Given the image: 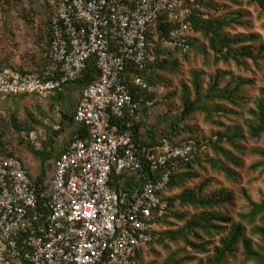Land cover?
Returning <instances> with one entry per match:
<instances>
[{"label":"rangeland","instance_id":"374dc122","mask_svg":"<svg viewBox=\"0 0 264 264\" xmlns=\"http://www.w3.org/2000/svg\"><path fill=\"white\" fill-rule=\"evenodd\" d=\"M200 1L202 21H215L214 28L230 38L229 48L214 50L209 40L214 31L206 34L199 25L192 52L176 60L168 53L171 62L159 66L138 95L143 139L190 142L199 158L185 171L184 183L180 176L168 191L178 203L141 264H264L259 247L264 209L255 208L264 203L258 166L264 130L250 133L251 126L262 124L264 111V10L258 0ZM48 20L43 0H0V67H46ZM71 87L62 103L53 95L0 96V158L20 156L39 175L42 162L33 145L49 155L48 180L54 157L77 133V123L62 118L64 113L71 119L79 99L81 87L69 95ZM185 98L196 103L188 113ZM234 231L239 234L232 240Z\"/></svg>","mask_w":264,"mask_h":264},{"label":"built area","instance_id":"2783aa9c","mask_svg":"<svg viewBox=\"0 0 264 264\" xmlns=\"http://www.w3.org/2000/svg\"><path fill=\"white\" fill-rule=\"evenodd\" d=\"M186 1L46 0L51 63L24 72L0 68V94L63 90L92 59L99 76L83 89L75 113L88 134L56 159L45 186L21 159H0V264H136L149 246L168 212L163 194L172 170L179 160L190 161L196 146L164 141L139 150L130 131L111 122L140 109L127 68L137 69L134 85H147L145 73L162 59L153 49L161 17L175 23L165 42L181 55L190 50ZM145 162L158 177L129 190L113 188V174L142 171Z\"/></svg>","mask_w":264,"mask_h":264},{"label":"trees","instance_id":"16d2710c","mask_svg":"<svg viewBox=\"0 0 264 264\" xmlns=\"http://www.w3.org/2000/svg\"><path fill=\"white\" fill-rule=\"evenodd\" d=\"M44 4L46 5V7L48 8L47 2L46 0H43ZM187 4L191 7V14L188 18V22H189V30H188V37H189V43H190V50L182 55H188L192 52L193 50V46H194V36H193V32L195 31V28H197L199 25H203V29L205 31L206 34H212L210 32H213V35L209 38L210 40V44L212 46V48L216 51H221L223 47H227L229 48L230 45V38L226 37L225 35H223L222 33L220 34V32L218 31V27L215 26V21L210 20V19H204V22L202 21V18L200 17L199 11L201 9L200 3L201 1L198 0H194L193 2L190 0L186 1ZM258 2L260 3V7L264 10V0H258ZM49 11V8H48ZM49 22V20H48ZM208 25V26H207ZM207 26V27H206ZM49 27V24H48ZM151 28H154L153 26H150ZM156 27V26H155ZM175 27V23L172 21H169V19L165 18V17H161L157 28L155 29L156 32L159 35V38L156 40H153V32L149 34L150 39L153 40L154 46L153 49L156 53H158V55H161V58H158L157 61L155 62V64L151 65L152 70L150 72H146L145 73V82L148 85L151 78L153 76H155L156 70L158 69L159 66L161 65H165L168 64L169 62H171V59L168 58V56L171 54L173 55V60H176L179 56H181V51L177 48V47H173L169 44H167L165 41L168 38L169 32ZM212 29H209V28ZM213 30V31H211ZM50 33V31H49ZM50 37V36H49ZM49 40V39H48ZM48 45V44H47ZM242 52H246V50L242 51ZM169 53V55H168ZM249 56L252 57V53L249 52ZM256 58V57H253ZM45 59L47 60V65L50 64L51 62L49 61L47 55H46V50H45ZM0 68H4V67H0ZM8 68V67H7ZM11 69H15V68H11ZM19 70V69H17ZM19 71H28V70H19ZM137 73V69L134 67L133 64H130L127 68V75H126V82L130 85L131 88V92L135 98L136 101L139 102L138 100V95L140 93H142L144 91V89L147 87V85L145 87H139L136 86L132 83V78L133 75ZM99 76V70L96 66L95 60L92 59L90 60V62L87 65V68L85 69V71L83 72V75L81 78H79L78 80L69 83L63 90H58V91H51L48 92L47 94H41V93H37V92H26V93H16V94H9L6 95L5 97L11 96V97H15V96H45V95H53L56 100V102L58 103H62L63 101V93L65 91V89L68 86H72L71 88H69V95H72L75 93V91H77V89H75L76 87H81V92L79 95V99L77 101V105L73 111V114L71 116V119L69 117V115L66 114H62V118L63 120L66 121H75L77 123V133L76 135L70 140L69 145L71 144V142L76 138V137H81L84 138L87 136L88 134V130L87 127L76 121L75 120V113H76V109L82 94L83 89L89 85L90 83H92L93 81H95ZM56 94V95H54ZM0 96H4L2 94H0ZM58 100H60L61 102H59ZM140 104V102H139ZM196 103L195 101H192L190 98H185L184 99V106L186 108V112L188 113L189 111H192L195 107ZM61 108V107H60ZM62 110V109H60ZM141 110H142V105L140 104V109L133 115V116H129L127 115L124 118H113L111 124L112 125H116L118 127V129L120 131H130L131 135H132V140L133 143L135 145V147L139 150L142 149V147L147 146V147H156L161 145L164 141H169L173 144H177V145H186L189 144L190 142H180V141H173V140H167V139H162L161 141H157V142H146L142 135L140 134V130H141V125H142V120L140 118V114H141ZM63 112V111H62ZM261 119H262V124L260 126H251L250 127V133L253 136H258L263 130H264V111H262V115H261ZM60 133V131H56V135H58ZM198 145V144H197ZM31 151L33 154H35L36 156H40L41 157V162H42V169H41V174L36 175V170L35 171H30V169L28 168V165L26 164V162L24 161V159L20 156H16V155H9V156H15L19 159H21L25 165V167L27 168L30 177L32 178L33 181H35L39 186H45L52 178V174L54 171V166H55V161L56 159L62 154L64 153L68 147L59 152L53 159V166H52V173H51V177L48 180H45V170H44V164L47 162V160H49V155L43 156V151L40 149H37L35 146L33 145H29ZM9 156H5V157H1V158H6ZM0 158V159H1ZM199 158H198V151H195L193 154V158L190 161H184V160H179L176 164V166L173 168L172 170V174H171V180L169 183V188L168 190L165 192V194H163V199L168 203V212L162 217V219L160 220V224H163L165 221H167L169 214L171 212V206L173 205H177V201H174L172 198H170L168 196V191L171 189V187L175 184V181H177L178 177H181V181L182 183H184V180L186 177H184L185 174H187L185 171L188 172V168H190L192 165H194L196 162H198ZM144 168L142 171L136 172V173H125V174H121V175H117V174H113L112 178H113V182H112V186L115 189H119V188H123L125 190H129L134 188L136 185L139 184V182H145L147 181L148 178H152L155 179L156 177H158L159 173L158 172H154L153 170H151L150 166L148 165V163H144ZM258 166H262L263 168L261 169L262 172H264V160L260 161V163H258ZM44 174V175H43ZM188 197V198H187ZM185 197L187 199H192L195 198V194H188V196ZM255 208H257V210L259 209H264V203L259 206H255ZM160 229L161 227H159L156 232L155 235L153 237V240L151 241V243L149 244V246L155 241L156 237L158 234H160ZM259 232L261 234V243L259 244L260 248H263V252H264V228H260ZM239 233H237V231H234L232 234L231 238L232 240L235 239V237L238 235ZM227 244V243H226ZM148 246V247H149ZM147 247V248H148ZM146 248L142 249L138 254H137V262L136 264H141V258L142 255L144 253V250ZM225 250V248L223 249ZM250 252V250H249ZM222 254V252H221Z\"/></svg>","mask_w":264,"mask_h":264}]
</instances>
